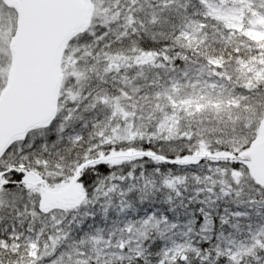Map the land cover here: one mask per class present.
Returning a JSON list of instances; mask_svg holds the SVG:
<instances>
[{"label": "snow or ice", "instance_id": "6c2138e0", "mask_svg": "<svg viewBox=\"0 0 264 264\" xmlns=\"http://www.w3.org/2000/svg\"><path fill=\"white\" fill-rule=\"evenodd\" d=\"M0 264H264V0H0Z\"/></svg>", "mask_w": 264, "mask_h": 264}]
</instances>
